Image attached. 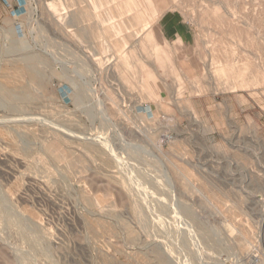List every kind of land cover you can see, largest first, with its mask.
I'll return each instance as SVG.
<instances>
[{
	"label": "rangeland",
	"instance_id": "374dc122",
	"mask_svg": "<svg viewBox=\"0 0 264 264\" xmlns=\"http://www.w3.org/2000/svg\"><path fill=\"white\" fill-rule=\"evenodd\" d=\"M94 1L0 0V264H264V0Z\"/></svg>",
	"mask_w": 264,
	"mask_h": 264
},
{
	"label": "crops",
	"instance_id": "0c3cea01",
	"mask_svg": "<svg viewBox=\"0 0 264 264\" xmlns=\"http://www.w3.org/2000/svg\"><path fill=\"white\" fill-rule=\"evenodd\" d=\"M94 2H96V1H94ZM158 2H160V0H158ZM127 24H130V23H127ZM175 29H176L177 32H179V34H185V35H187L188 30L186 29V27L184 25L179 24L178 27H176ZM151 72H154L153 76L158 80V78H157L158 77V74L156 73L157 72L156 69L152 68L151 69Z\"/></svg>",
	"mask_w": 264,
	"mask_h": 264
},
{
	"label": "bare ground",
	"instance_id": "6f19581e",
	"mask_svg": "<svg viewBox=\"0 0 264 264\" xmlns=\"http://www.w3.org/2000/svg\"><path fill=\"white\" fill-rule=\"evenodd\" d=\"M96 2H97V0H96ZM79 16H80V14H79ZM92 30H94V29H92ZM103 43V42H102ZM105 44H106V46H105ZM98 45H99V47L101 48V49H108V47H110V44H108L107 45V43H103V44H101V42L99 41L98 42ZM218 71V70H217ZM34 76V75H33ZM13 90V89H12ZM1 92V91H0ZM8 92V91H7ZM9 93V92H8ZM27 95V94H26ZM90 147V146H89ZM91 148V147H90ZM94 150V149H93Z\"/></svg>",
	"mask_w": 264,
	"mask_h": 264
}]
</instances>
